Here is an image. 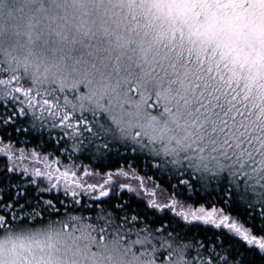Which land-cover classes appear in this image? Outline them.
Returning <instances> with one entry per match:
<instances>
[{"label": "snow or ice", "instance_id": "snow-or-ice-1", "mask_svg": "<svg viewBox=\"0 0 264 264\" xmlns=\"http://www.w3.org/2000/svg\"><path fill=\"white\" fill-rule=\"evenodd\" d=\"M0 157V264H264V0H0Z\"/></svg>", "mask_w": 264, "mask_h": 264}, {"label": "trees", "instance_id": "trees-1", "mask_svg": "<svg viewBox=\"0 0 264 264\" xmlns=\"http://www.w3.org/2000/svg\"><path fill=\"white\" fill-rule=\"evenodd\" d=\"M23 139V137H21ZM14 142H15V137H14ZM37 140L32 139L30 143L27 145H24L26 150H36L40 151L39 148L36 147L37 145ZM20 145H17L19 147ZM59 158L61 160V168L63 169L64 165H73L75 164V169L77 173L83 174V169L85 167L89 168L90 171H100V169H94V161L90 164L88 159H85L81 156L76 155L75 153L73 154V157L71 159L68 158L67 155L60 156L59 154H53L50 159L54 160ZM3 158H0V162H3ZM155 162L147 159V160H142L139 162L137 165V173L140 177L143 179H146L148 181H151L155 186H157L159 189L163 191L165 194V197L168 199L172 195V185H177V189L179 190L180 188L183 187V185H178L177 181L179 178L178 175H174L172 172H161L159 171L155 166ZM103 173H101L102 175ZM186 178V177H184ZM125 197H127V193H124ZM145 201L147 200L144 197ZM214 198H209V199H201V198H193L192 203L194 204L195 207H199L200 205H205L207 209H211V205L213 202ZM133 203H136V198L133 197ZM220 206V205H217ZM144 204H140V208L143 209ZM243 219V217H242Z\"/></svg>", "mask_w": 264, "mask_h": 264}, {"label": "rangeland", "instance_id": "rangeland-1", "mask_svg": "<svg viewBox=\"0 0 264 264\" xmlns=\"http://www.w3.org/2000/svg\"><path fill=\"white\" fill-rule=\"evenodd\" d=\"M28 151H31V150H28ZM0 158H3V157H0ZM4 159V158H3ZM51 160V159H50ZM25 165H30L32 166L31 164V160H25L23 162ZM34 166H39V167H43V164H40V165H34ZM78 177L83 179V180H86L88 182H100V177H97L95 175L93 176H89V177H84L83 174H79L78 173ZM128 183H132L133 186H137L139 185V181H135V180H129L127 181ZM143 182H144V185L145 187L149 190V191H155L156 192V199L163 203V202H167V198L165 197V194L163 193V191L161 189H159L157 186H155L151 181H148L146 179H143ZM143 195V193H142ZM146 199H148V197L145 196ZM210 210V209H208Z\"/></svg>", "mask_w": 264, "mask_h": 264}, {"label": "clouds", "instance_id": "clouds-1", "mask_svg": "<svg viewBox=\"0 0 264 264\" xmlns=\"http://www.w3.org/2000/svg\"><path fill=\"white\" fill-rule=\"evenodd\" d=\"M16 2H17V0H8V3H9L10 5H15Z\"/></svg>", "mask_w": 264, "mask_h": 264}]
</instances>
